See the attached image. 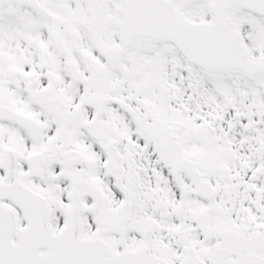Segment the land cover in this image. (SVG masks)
<instances>
[{"label":"snow or ice","instance_id":"obj_1","mask_svg":"<svg viewBox=\"0 0 264 264\" xmlns=\"http://www.w3.org/2000/svg\"><path fill=\"white\" fill-rule=\"evenodd\" d=\"M0 264H264V0H0Z\"/></svg>","mask_w":264,"mask_h":264}]
</instances>
